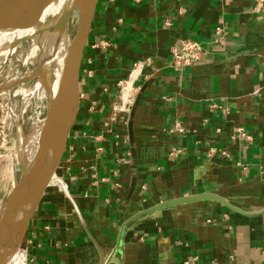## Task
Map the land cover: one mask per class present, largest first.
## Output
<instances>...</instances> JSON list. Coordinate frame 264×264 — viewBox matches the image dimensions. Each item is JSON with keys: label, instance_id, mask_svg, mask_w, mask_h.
I'll use <instances>...</instances> for the list:
<instances>
[{"label": "crops", "instance_id": "obj_1", "mask_svg": "<svg viewBox=\"0 0 264 264\" xmlns=\"http://www.w3.org/2000/svg\"><path fill=\"white\" fill-rule=\"evenodd\" d=\"M186 40L205 55L175 70ZM204 194L231 209L188 204L122 233ZM24 237V264H264V0H99L67 147Z\"/></svg>", "mask_w": 264, "mask_h": 264}, {"label": "water", "instance_id": "obj_2", "mask_svg": "<svg viewBox=\"0 0 264 264\" xmlns=\"http://www.w3.org/2000/svg\"><path fill=\"white\" fill-rule=\"evenodd\" d=\"M14 1H0V23L7 20L8 8ZM47 1L28 0L24 9L15 20L16 31L26 30V35H29L30 32L32 33L36 30L42 22L43 10ZM98 2L99 0H85L84 7L78 14L75 32L65 54L55 86L50 91L45 90L46 115L37 141L36 152L29 163L22 167L18 182L6 197L4 210L0 216V245L5 243V237H8L5 236L6 228L16 220L25 218V223H27L28 227L32 214L36 210L46 188L55 177L61 163L77 110V84L80 66L91 34ZM0 33L4 34L1 31ZM69 93H74L76 101L74 112L71 116H67L64 110V100ZM51 143H54L56 148L46 162ZM131 145L132 159L134 160L132 140ZM204 201L220 203L230 208L223 199L208 194L167 201L130 219L124 225L122 233L132 228L140 220L146 219L156 212ZM26 230L9 240L15 245L18 244L25 236ZM10 252L11 249L0 251V264H4Z\"/></svg>", "mask_w": 264, "mask_h": 264}, {"label": "rangeland", "instance_id": "obj_3", "mask_svg": "<svg viewBox=\"0 0 264 264\" xmlns=\"http://www.w3.org/2000/svg\"><path fill=\"white\" fill-rule=\"evenodd\" d=\"M79 5L80 0H72L69 16L62 20L61 35L64 42L68 41L67 47L75 32ZM31 46V42L22 39L0 66V214L7 195L20 178L22 167L29 163L27 155L36 151L34 137L46 115L45 87L37 86L40 82L38 65L32 58L28 59ZM40 56L43 58V53ZM50 63L53 68L54 64ZM44 72L47 85L52 75ZM23 239L25 243V237Z\"/></svg>", "mask_w": 264, "mask_h": 264}, {"label": "bare ground", "instance_id": "obj_4", "mask_svg": "<svg viewBox=\"0 0 264 264\" xmlns=\"http://www.w3.org/2000/svg\"><path fill=\"white\" fill-rule=\"evenodd\" d=\"M27 1L28 0H15L12 3V5L8 8L7 20L5 22L0 23V31L5 34L4 35L0 33V66L4 61H6L9 58L10 55L14 53L16 47H19L20 41L22 39H26L29 42H31L32 45L30 52L28 54V59L32 58L33 61L38 65L37 71H39L38 75L40 77V82L38 83L37 86L41 87L43 85V87H45L44 88L45 90L47 89V91H50L55 86V81L58 78L59 71L62 68L65 54L69 47V46L67 47V43H66L68 41L66 42L63 41L61 32L63 28L62 20H64L65 17L66 19L68 18L69 8L72 0H48L43 10V18H42V22L40 23V26L32 33L30 32L29 35H26L25 33L26 30L16 31V27L14 26L15 20L24 9ZM84 4H85V0H80L78 14L80 10L84 7ZM41 53H43L44 59L41 58L42 57L40 56ZM50 62L54 64L52 65L53 68L51 67ZM43 70L46 71V74L50 73V75H52V78L50 79V82L47 85H46V81H44L45 72ZM43 81L45 83H42ZM75 103L76 101H75L74 93L67 94L64 100V110L67 116H71L72 113L74 112ZM41 128L34 137L35 143H37L38 141ZM30 148L32 149V147ZM55 148L56 145L54 143H51L50 149L47 153L46 162L51 157L52 152L55 150ZM34 154L30 153L29 155H27L29 161L33 158ZM25 222H26L25 218H22L16 220L6 228L5 236L8 237H5L6 239L5 243L0 245V251L11 249V252L9 256L6 258L4 264H24V260L26 257L25 256L26 246L24 243V239L19 241V243L16 245L13 244L9 239H12L13 237L19 235L20 233L26 230L27 223Z\"/></svg>", "mask_w": 264, "mask_h": 264}, {"label": "built area", "instance_id": "obj_5", "mask_svg": "<svg viewBox=\"0 0 264 264\" xmlns=\"http://www.w3.org/2000/svg\"><path fill=\"white\" fill-rule=\"evenodd\" d=\"M204 55L205 53L198 43L191 40L182 41L179 47L175 48L172 53V68L181 70L185 67L198 64ZM240 134L244 136L243 133Z\"/></svg>", "mask_w": 264, "mask_h": 264}]
</instances>
